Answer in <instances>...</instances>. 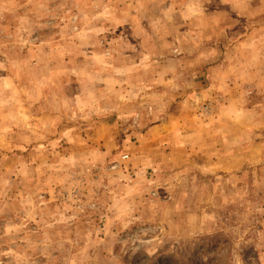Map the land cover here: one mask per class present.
Here are the masks:
<instances>
[{
  "label": "rangeland",
  "instance_id": "obj_1",
  "mask_svg": "<svg viewBox=\"0 0 264 264\" xmlns=\"http://www.w3.org/2000/svg\"><path fill=\"white\" fill-rule=\"evenodd\" d=\"M61 3L48 0L38 7L36 0H0V51L11 49L32 64L41 61L37 71L47 76L39 101L26 112L29 123L56 118L45 97L60 90L68 94L75 86L63 66L81 59L80 41L73 37L83 28L82 17L73 8L71 19H64L68 9L60 11ZM92 11L87 0L84 13ZM103 27L107 43L127 35L128 25ZM235 30L225 27L207 43L235 55L237 41L243 46L259 38L253 29L239 37ZM179 33L186 34V27ZM167 40L172 43L173 36ZM248 51L242 48L226 79L228 95L253 113L250 124H235L234 112H222L215 93L198 99L218 78L199 63L192 66L188 91L173 97L156 119L134 125L113 113L88 128L59 117L55 134L40 143L58 141L60 156L86 147L111 149L91 170H75L70 183L79 187L71 197L59 185L49 188L44 177L37 198L36 181L12 174L31 161L35 143L21 148L19 130L11 128L6 146H0V173H8L4 179L11 186L6 203H0V264H205L204 257L212 264L223 248L237 244L244 264H264V71L242 67ZM192 56L184 51L175 58ZM29 196L38 205L34 212L22 202Z\"/></svg>",
  "mask_w": 264,
  "mask_h": 264
},
{
  "label": "clouds",
  "instance_id": "obj_2",
  "mask_svg": "<svg viewBox=\"0 0 264 264\" xmlns=\"http://www.w3.org/2000/svg\"><path fill=\"white\" fill-rule=\"evenodd\" d=\"M47 3L48 0H36L38 7ZM86 6L87 0H62L59 5L60 11L68 9L64 19H71V9H79L83 28L75 31L73 37L80 41L76 56L81 59L63 66V74L75 78L74 88L68 94L62 90L52 93L50 100L45 97L56 118L49 116L29 123L26 115L40 99L39 87L47 82L44 70L37 71L41 61L32 64L31 60L21 59L11 49L0 51V146H6L5 137L11 128L19 130L16 135L21 148L35 143L31 161L21 163L12 173L23 175L30 183L36 181L35 197L44 190L41 179L44 177L49 188L59 185L71 197V192L79 187L78 183H70L75 170H91L110 155V148L102 153L96 147H86L83 151L60 156L55 150L58 141H48L47 145L40 143L55 134L59 117L88 128H95L97 121L113 113L118 121L132 120L134 125L156 119L173 97L188 91L195 64H206L218 77L210 81L198 99L215 93L219 97L220 110L234 112L235 124L252 122L253 113L238 98L228 95L230 81L226 77L234 74L236 65L233 61L237 60L242 48L249 50L250 58L242 67L264 71V0H118L117 4L113 0L107 4L104 0H91L93 11L85 14ZM44 12L47 14L48 10L44 8ZM109 23L113 27L128 25L122 41L107 43L103 35L107 29L103 26ZM180 26L186 27V34L179 33ZM229 26L236 29L233 35L237 37L253 29V35L259 38L250 37L251 43L243 46L237 41L235 55L217 52L218 46L207 42ZM168 36H173L172 43L168 42ZM184 51L193 56L187 60L175 58ZM257 65L261 67L257 69ZM129 147L125 142V149ZM46 153L53 156V161L47 159ZM7 175V172L0 173V203H6L11 187L4 179ZM119 178H125L123 173ZM22 202L31 205L33 212L38 207L32 196ZM216 260L219 264H244L238 244L223 248ZM216 260L212 264H216ZM204 261L209 264L208 257H204Z\"/></svg>",
  "mask_w": 264,
  "mask_h": 264
}]
</instances>
